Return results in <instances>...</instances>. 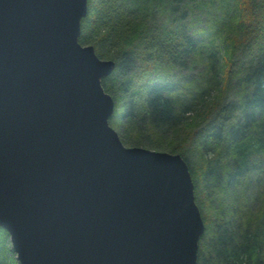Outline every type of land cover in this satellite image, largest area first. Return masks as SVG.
<instances>
[{
    "label": "water",
    "instance_id": "water-1",
    "mask_svg": "<svg viewBox=\"0 0 264 264\" xmlns=\"http://www.w3.org/2000/svg\"><path fill=\"white\" fill-rule=\"evenodd\" d=\"M88 0H0V229L17 264H196L184 161L124 147Z\"/></svg>",
    "mask_w": 264,
    "mask_h": 264
},
{
    "label": "trees",
    "instance_id": "trees-1",
    "mask_svg": "<svg viewBox=\"0 0 264 264\" xmlns=\"http://www.w3.org/2000/svg\"><path fill=\"white\" fill-rule=\"evenodd\" d=\"M77 42L114 63L100 86L120 143L186 164L196 264H264V0H88Z\"/></svg>",
    "mask_w": 264,
    "mask_h": 264
},
{
    "label": "rangeland",
    "instance_id": "rangeland-1",
    "mask_svg": "<svg viewBox=\"0 0 264 264\" xmlns=\"http://www.w3.org/2000/svg\"><path fill=\"white\" fill-rule=\"evenodd\" d=\"M127 74H130V72H127ZM138 147V146H137ZM140 148H144V149H147V150H150V151H157V152H164V151H159V150H152V149H149V148H147V147H144V146H139ZM165 153H167V152H165ZM189 173V172H188ZM194 197V196H193ZM196 206V205H195ZM203 213H204V211H202ZM200 215V214H199ZM200 218H201V215H200ZM201 221H202V219H201ZM12 255V259H13V261H14V263L15 264H17V262L14 260V255L13 254H11Z\"/></svg>",
    "mask_w": 264,
    "mask_h": 264
},
{
    "label": "bare ground",
    "instance_id": "bare-ground-1",
    "mask_svg": "<svg viewBox=\"0 0 264 264\" xmlns=\"http://www.w3.org/2000/svg\"><path fill=\"white\" fill-rule=\"evenodd\" d=\"M203 224V223H202ZM196 259H197V257H196Z\"/></svg>",
    "mask_w": 264,
    "mask_h": 264
}]
</instances>
